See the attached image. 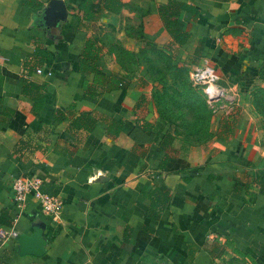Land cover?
I'll list each match as a JSON object with an SVG mask.
<instances>
[{"label": "crops", "instance_id": "0c3cea01", "mask_svg": "<svg viewBox=\"0 0 264 264\" xmlns=\"http://www.w3.org/2000/svg\"><path fill=\"white\" fill-rule=\"evenodd\" d=\"M63 1L45 23L48 0H0V264H264V0H178L183 44L158 13L171 0ZM106 31L135 54L156 45L192 85L208 58L224 88L200 93L210 118L125 68ZM20 175L62 198L58 220L14 203Z\"/></svg>", "mask_w": 264, "mask_h": 264}, {"label": "trees", "instance_id": "16d2710c", "mask_svg": "<svg viewBox=\"0 0 264 264\" xmlns=\"http://www.w3.org/2000/svg\"><path fill=\"white\" fill-rule=\"evenodd\" d=\"M81 5V4H80ZM104 5L109 8V9H117L119 5L118 0H105ZM183 7H187V5L184 2L178 1V0H171L167 3H163L159 5L158 7V13L159 16L163 22L164 27L166 28L167 32L171 35L172 40L178 44H183L188 36V32L184 31L177 25L180 9ZM96 15L93 12H87L85 13V17L88 19H93ZM87 53L90 55L92 58L95 56L94 51H98L99 47L96 46L95 41L93 39H89L87 41ZM124 48V47H123ZM126 49V48H125ZM156 51L161 53L163 56H165L166 60V65L164 67V71L166 73H171L172 75L175 76L174 79L172 78L171 83H166L163 80L158 81L161 83L162 87V92L167 93L166 94V100H170L171 103H177L179 99L182 100H190L189 102L186 103L188 107L193 108V112L196 113L197 118H200L202 122L205 120H208L210 118V109L207 108L204 102V98H199L198 92L195 87H193L191 84L187 83V80L184 77H180V74L184 75L185 67L183 66H177L173 64L170 61V58L168 55L164 54V52L160 49L155 47ZM158 72H161L160 69H155ZM155 71V72H156ZM157 79V76H155ZM123 77L114 74L111 77V81L113 83H122ZM174 84H180L183 87H185L183 84L187 85L185 89L183 90H176L174 87ZM171 89V90H170ZM170 90V91H168ZM163 98V97H162ZM75 125H84L87 128H92L94 126V117L91 114H81L79 115L75 120H74Z\"/></svg>", "mask_w": 264, "mask_h": 264}, {"label": "built area", "instance_id": "2783aa9c", "mask_svg": "<svg viewBox=\"0 0 264 264\" xmlns=\"http://www.w3.org/2000/svg\"><path fill=\"white\" fill-rule=\"evenodd\" d=\"M40 72L41 69L37 68ZM191 81L203 86L206 99L209 103L224 95V88L219 83V73L208 58H203L201 64L194 66L189 71ZM41 179L35 176L20 175L11 182L12 198L18 207H23L28 196L33 197L40 205L41 210L58 220L61 217L63 200L59 195L49 194L40 189ZM10 229L0 227V246L8 238Z\"/></svg>", "mask_w": 264, "mask_h": 264}, {"label": "rangeland", "instance_id": "374dc122", "mask_svg": "<svg viewBox=\"0 0 264 264\" xmlns=\"http://www.w3.org/2000/svg\"><path fill=\"white\" fill-rule=\"evenodd\" d=\"M133 32H136L133 31ZM139 36V30L136 32ZM103 37L105 38V41L110 43L113 46V53H115L116 58L119 60V62L122 63V65L127 68L130 71H145L148 72L153 78V76H157V79L160 81H164L166 83H171L172 78L169 77V75L163 74V75H157L156 72H154V69H160L162 70L166 65L165 56H163L161 53L157 52L155 47L156 45H152L151 42L148 43L145 39H140V46L138 53H132L130 50L123 48V44L119 41V39L116 37L115 33L112 31H106L103 34ZM187 80L188 84H191L190 81ZM183 84L185 87L188 86ZM192 85V84H191ZM198 90V96L201 99L202 95L204 94V88L201 85H192ZM181 86L178 87L180 89ZM201 93V94H200ZM263 110V109H262Z\"/></svg>", "mask_w": 264, "mask_h": 264}, {"label": "water", "instance_id": "95a60500", "mask_svg": "<svg viewBox=\"0 0 264 264\" xmlns=\"http://www.w3.org/2000/svg\"><path fill=\"white\" fill-rule=\"evenodd\" d=\"M40 19L47 23L48 20H53L57 23L66 16V5L63 0H48V2L40 10Z\"/></svg>", "mask_w": 264, "mask_h": 264}]
</instances>
